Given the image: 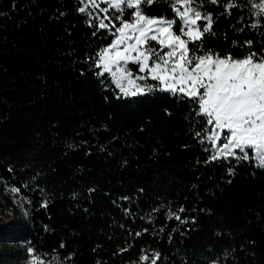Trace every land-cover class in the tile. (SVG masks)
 Returning <instances> with one entry per match:
<instances>
[{
	"label": "trees",
	"instance_id": "16d2710c",
	"mask_svg": "<svg viewBox=\"0 0 264 264\" xmlns=\"http://www.w3.org/2000/svg\"><path fill=\"white\" fill-rule=\"evenodd\" d=\"M199 2L211 30L189 47L264 56L253 0ZM85 4L0 0V264H264V168L210 160L187 98L122 97L98 77L88 58L111 37ZM142 9L175 18L169 0Z\"/></svg>",
	"mask_w": 264,
	"mask_h": 264
},
{
	"label": "snow or ice",
	"instance_id": "6c2138e0",
	"mask_svg": "<svg viewBox=\"0 0 264 264\" xmlns=\"http://www.w3.org/2000/svg\"><path fill=\"white\" fill-rule=\"evenodd\" d=\"M154 2L88 0V4L78 8L80 13H85L89 5L99 9L95 17L89 15V26L95 29L93 35L106 30L111 37L110 43L88 58L97 70L96 75L107 74L122 97L144 96L159 90L187 98L194 106L198 105L196 115L204 118L206 126L196 135L209 142L210 160L229 157L256 160L257 166L264 168V56L251 52L243 58H234L231 54L221 56L211 50L191 48L190 43L195 44L210 32L212 14L200 10L203 5L199 0H169L175 13L173 19L145 14L142 5ZM211 2L216 4L218 0ZM233 6L230 4L229 9ZM250 8L259 10L251 13L255 18L251 27H261L264 0L259 3L253 0ZM128 10H131L130 18L126 15ZM202 20L207 24L201 26ZM178 22L179 33L175 31ZM246 43L251 47L252 41ZM129 65H136L138 73ZM149 80L157 83H147ZM228 171L231 174L233 169ZM46 206V201L41 204ZM183 211L179 209L180 213ZM167 218L185 222L171 210ZM28 252L35 257L34 249L29 247ZM153 257L151 264H157L159 253ZM35 259L37 264H61L58 257ZM149 259V255L142 254L140 264Z\"/></svg>",
	"mask_w": 264,
	"mask_h": 264
},
{
	"label": "rangeland",
	"instance_id": "374dc122",
	"mask_svg": "<svg viewBox=\"0 0 264 264\" xmlns=\"http://www.w3.org/2000/svg\"><path fill=\"white\" fill-rule=\"evenodd\" d=\"M87 1V3H88V0H86ZM89 7H91L90 5H89ZM200 24H201V26H204V25H206L207 24V21H204V20H202V21H200L199 22ZM180 26V25H179ZM175 31L177 32V33H179V28H178V30H176L175 29ZM185 39H186V37H185ZM131 69V68H130ZM132 70V69H131ZM227 133H225V135H226ZM223 141H221V142H219V143H222ZM250 154H251V152H250ZM254 161V163L257 165L258 164V162L256 161V160H253Z\"/></svg>",
	"mask_w": 264,
	"mask_h": 264
}]
</instances>
